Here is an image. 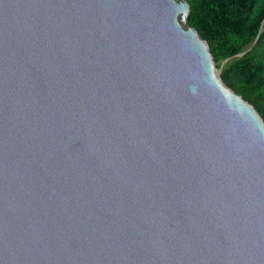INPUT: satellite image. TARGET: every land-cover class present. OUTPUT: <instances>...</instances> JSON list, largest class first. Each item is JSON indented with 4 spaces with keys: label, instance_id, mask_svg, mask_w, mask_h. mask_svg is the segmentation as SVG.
I'll return each mask as SVG.
<instances>
[{
    "label": "water",
    "instance_id": "obj_1",
    "mask_svg": "<svg viewBox=\"0 0 264 264\" xmlns=\"http://www.w3.org/2000/svg\"><path fill=\"white\" fill-rule=\"evenodd\" d=\"M188 0H0V264H264V117Z\"/></svg>",
    "mask_w": 264,
    "mask_h": 264
},
{
    "label": "trees",
    "instance_id": "obj_2",
    "mask_svg": "<svg viewBox=\"0 0 264 264\" xmlns=\"http://www.w3.org/2000/svg\"><path fill=\"white\" fill-rule=\"evenodd\" d=\"M223 80L264 117V0H188Z\"/></svg>",
    "mask_w": 264,
    "mask_h": 264
}]
</instances>
